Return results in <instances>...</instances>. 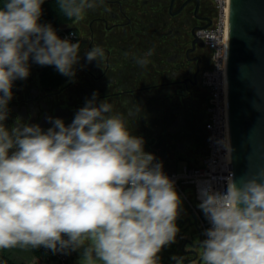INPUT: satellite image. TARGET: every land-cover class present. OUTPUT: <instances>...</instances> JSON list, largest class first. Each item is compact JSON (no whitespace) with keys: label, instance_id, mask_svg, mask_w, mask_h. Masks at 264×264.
<instances>
[{"label":"clouds","instance_id":"9594fccd","mask_svg":"<svg viewBox=\"0 0 264 264\" xmlns=\"http://www.w3.org/2000/svg\"><path fill=\"white\" fill-rule=\"evenodd\" d=\"M44 2L0 0V250L79 251L78 264H160L179 232L182 200L163 163L133 134L132 110L114 111L93 92L70 124L53 117L46 130L5 124L14 81L29 77L30 59L76 75L81 43L39 22ZM55 4L61 17L80 22L106 0ZM84 56L100 66L105 52L93 46ZM224 182L219 189L210 178L199 189L210 225L199 240L202 264H264V171L239 181L229 172Z\"/></svg>","mask_w":264,"mask_h":264},{"label":"flooded vegetation","instance_id":"af4514ba","mask_svg":"<svg viewBox=\"0 0 264 264\" xmlns=\"http://www.w3.org/2000/svg\"><path fill=\"white\" fill-rule=\"evenodd\" d=\"M215 13L212 0H106V7L74 21V42L81 43L75 77L55 86L45 84L41 68L30 73L13 88L6 126L19 120L46 130L51 127L48 117L70 124L98 92V100L112 103L114 111L134 112L129 125L147 145L158 141L178 150L183 142L203 143L210 90L202 74L212 65V50L200 30L213 23ZM93 46L104 49L100 66L84 56ZM149 52L146 65L137 63ZM125 92L133 95L130 105L122 103ZM178 251L182 264H202L188 239Z\"/></svg>","mask_w":264,"mask_h":264},{"label":"water","instance_id":"95a60500","mask_svg":"<svg viewBox=\"0 0 264 264\" xmlns=\"http://www.w3.org/2000/svg\"><path fill=\"white\" fill-rule=\"evenodd\" d=\"M227 94L239 181L264 171V0H230Z\"/></svg>","mask_w":264,"mask_h":264},{"label":"built area","instance_id":"2783aa9c","mask_svg":"<svg viewBox=\"0 0 264 264\" xmlns=\"http://www.w3.org/2000/svg\"><path fill=\"white\" fill-rule=\"evenodd\" d=\"M212 1L216 9L213 23L200 30L202 38L212 50V65L202 74V82L210 90L209 116L205 123L206 154L199 165H186L181 171L168 173L163 169L165 174L175 181V187L181 191L193 208L201 240L205 238L204 230L210 225L202 211L190 203L184 189H188L196 204H199V189L206 186L205 181L212 178L214 179L213 186L222 189L225 187L224 177H227L229 172L234 174L232 154L229 150L231 139L227 98V39L230 0ZM55 30L60 38H68L74 42L77 33L72 24L62 25ZM221 140H223V147L218 143ZM38 250L48 255L53 254L43 247ZM56 255L62 261L67 259V255L61 253H56Z\"/></svg>","mask_w":264,"mask_h":264},{"label":"rangeland","instance_id":"374dc122","mask_svg":"<svg viewBox=\"0 0 264 264\" xmlns=\"http://www.w3.org/2000/svg\"><path fill=\"white\" fill-rule=\"evenodd\" d=\"M32 69L34 70V72L37 70V68ZM204 144H206V138ZM185 163L186 162L183 160L179 161L178 167L181 168L183 165H185ZM176 191L179 193L182 200L181 211L176 221L179 232L177 233L175 242L171 245L165 246L159 253L160 264H175V260H173L174 256L182 259V252L178 251V248L180 250L186 239H188L190 243L195 246L199 256H201L202 254L199 247L201 234L198 229L196 215L193 211V208L191 207L185 196L181 193V191L178 188H176ZM184 191L188 195L190 203L198 208V204H196V202L194 201L191 192L188 189H184ZM188 246L189 245H187V247ZM4 251L13 260L24 264H78L80 259L79 251L72 252L71 254L67 255V259L65 261H62L56 254L48 255L38 249L35 251H21L19 249H10Z\"/></svg>","mask_w":264,"mask_h":264},{"label":"crops","instance_id":"0c3cea01","mask_svg":"<svg viewBox=\"0 0 264 264\" xmlns=\"http://www.w3.org/2000/svg\"><path fill=\"white\" fill-rule=\"evenodd\" d=\"M72 25L74 24L71 23ZM32 68H37L35 63L30 61V73H33L34 70ZM137 74V72H136ZM132 94L130 92H125V94L121 97L123 105L132 103ZM151 129L156 127V121L154 118H151L150 122ZM140 136V135H139ZM205 142V141H204ZM200 141H189L183 142L181 149H168L171 145H164L163 143L157 144L158 141L153 142V144L148 143L145 144L144 149L146 152L154 153L156 158L163 163V169L165 172H174L181 171L184 166H196L202 162L204 155L206 154V144ZM185 161V165L181 168L178 167L179 161Z\"/></svg>","mask_w":264,"mask_h":264},{"label":"trees","instance_id":"16d2710c","mask_svg":"<svg viewBox=\"0 0 264 264\" xmlns=\"http://www.w3.org/2000/svg\"><path fill=\"white\" fill-rule=\"evenodd\" d=\"M40 23H51L54 29L59 28L62 25L73 23V20H67L59 15L55 0H45L42 5V16L40 18ZM30 65V60H29ZM38 68L42 69V78L45 84L50 85H59L62 83L67 77L59 74L54 66H40L36 64ZM22 80L14 81V87H16ZM0 264H24L19 263L12 258H10L4 250H0Z\"/></svg>","mask_w":264,"mask_h":264}]
</instances>
